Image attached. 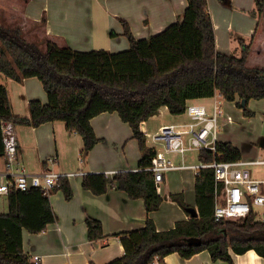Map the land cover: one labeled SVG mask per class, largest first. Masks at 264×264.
<instances>
[{
    "label": "trees",
    "instance_id": "1",
    "mask_svg": "<svg viewBox=\"0 0 264 264\" xmlns=\"http://www.w3.org/2000/svg\"><path fill=\"white\" fill-rule=\"evenodd\" d=\"M188 1L178 21L149 38L135 37L127 21L122 20L130 47L118 52L81 51L52 41H47L44 48L27 40L20 26L0 22V72L17 81L38 77L48 95L46 104L37 99L29 102L30 116H19L13 111L6 85L0 83V153L5 151L2 123L38 127L61 120L68 130L82 136L85 155L99 141L91 119L102 112L116 111L130 124L139 142V168L119 171L111 182L105 173H88L81 184L94 194L115 186L131 198H143L148 212L158 210L166 195L158 192L153 172L146 169L156 152L147 143L149 118L162 106L172 114H182L189 99L211 97L216 92L235 101L245 115L253 113L248 109L250 99H264V59L251 56L254 40H241L240 55L220 52L208 0ZM255 4L253 13L264 17V0H255ZM242 99H246L245 104ZM216 150V156L211 149L200 150L199 159L241 158L239 148L229 141H218ZM58 190L66 199L73 196L67 177L60 178L53 192ZM195 194L198 215L190 213L188 219L177 221L167 230H158L148 217L144 227L119 234L124 255L108 264H153L156 256L164 260L178 252L190 258L203 250H208L213 260L230 264H235L231 250L243 254L253 249L264 257V222L256 220L253 213L245 218L215 220L213 168H201L196 174ZM7 196L9 211L0 213V264H40L24 253L23 230L39 233L58 220L49 196L36 187L12 189ZM170 197L188 209L181 195ZM86 224L90 240L104 237L100 220L88 217ZM191 238L202 241L191 242Z\"/></svg>",
    "mask_w": 264,
    "mask_h": 264
},
{
    "label": "crops",
    "instance_id": "2",
    "mask_svg": "<svg viewBox=\"0 0 264 264\" xmlns=\"http://www.w3.org/2000/svg\"><path fill=\"white\" fill-rule=\"evenodd\" d=\"M188 4V0H0V22L6 26H20L27 40L44 48L47 41H52L61 47L81 51L107 49L118 52L130 47L129 39L123 34L122 20L127 21L135 37L149 38L178 21ZM208 6L220 52L240 55L241 40L249 42L253 39L251 56L264 59V17L253 13L255 0H208ZM111 32L115 34L111 35ZM0 83L6 85L16 115L30 116L29 102L33 99L44 104L48 102L47 92L38 77L17 81L0 72ZM221 98L223 95L216 92L211 97L189 99L188 104H204L212 110L217 100L223 108ZM225 102L239 108L235 101L225 99ZM257 102H261L260 105ZM248 109L253 113L245 115L243 111L242 119L263 127L264 99H250ZM163 114L168 119L155 124L154 120ZM185 114H172L167 106H162L160 112L147 121L148 145L154 147L150 137L162 125L188 122L190 119L185 118ZM227 116L232 115L227 113ZM231 124H234V118ZM91 125L99 141L85 155L82 153V136L68 130L64 121H49L38 127L13 125L18 141V161L29 171L50 169L63 174L78 173L68 177L73 191L71 199H66L62 190L49 196L58 220L39 233L23 230L24 253L33 261L39 256L40 264H108L124 255L120 233L144 227L148 217L154 220L158 230L171 229L177 221L189 218L190 208L197 210L196 173L191 167L174 169L166 174L159 192L166 197L160 208L152 212L147 211L143 198H131L115 186L103 194L83 188L81 182L85 174L136 170L141 158L139 142L134 138L130 124L123 121L118 112H102L91 119ZM217 140L234 144L241 152V159L264 157L263 150L244 140L237 142L232 136L219 132ZM54 156L55 161L51 160ZM169 156L177 164L193 165L200 161L197 150ZM5 160L4 154L0 153V170L4 169ZM107 177L111 182L114 175ZM172 194L181 195L188 209L174 201L170 197ZM0 200L3 206L0 213H7L8 196L0 195ZM88 217L102 222L103 238L89 239ZM230 252L235 264H264V257L253 249L243 254ZM164 263L230 264L221 259L213 260L208 250L190 258L173 252L164 257Z\"/></svg>",
    "mask_w": 264,
    "mask_h": 264
},
{
    "label": "built area",
    "instance_id": "3",
    "mask_svg": "<svg viewBox=\"0 0 264 264\" xmlns=\"http://www.w3.org/2000/svg\"><path fill=\"white\" fill-rule=\"evenodd\" d=\"M189 121L183 124H165L151 135L156 149L151 165L146 169L152 171L158 192L166 174L174 169L191 167L197 174L201 168H213L215 175V210L216 221L245 218L253 213L255 219L264 222V157L245 160H223L215 157L210 162L199 161L193 165L177 164L169 155L202 149H211L216 156L218 128L220 118L224 115L221 103L214 101L212 110L206 105L189 103L184 112ZM229 123L232 116H227ZM13 123H2L5 142V167L0 170V195H8L12 189L28 190L40 188L43 195L50 196L59 186L61 177H71L77 172L60 173L50 169L29 171L18 161L17 137L13 132ZM51 160H57L56 156ZM137 170V169H136ZM116 171L105 174L115 175ZM39 262V256H35ZM153 264H165L156 256Z\"/></svg>",
    "mask_w": 264,
    "mask_h": 264
},
{
    "label": "rangeland",
    "instance_id": "4",
    "mask_svg": "<svg viewBox=\"0 0 264 264\" xmlns=\"http://www.w3.org/2000/svg\"><path fill=\"white\" fill-rule=\"evenodd\" d=\"M78 14V13H77ZM73 16V15H71ZM223 102V108H224V115L220 118V125H219V133L223 135H229L234 138L235 141H245L249 145L255 146L257 148H260L264 151V126L261 127L260 124H257L255 126V122H247L246 120L242 119L243 111H240L239 108H235L233 104L226 103L225 98H221ZM261 102H257L258 105H260ZM263 103V102H262ZM255 110H259L258 107H255ZM231 114L234 118V124L230 125V123L227 121L226 114ZM259 114V113H258ZM185 118L189 119V116L185 114ZM166 118L168 119V116L163 114L157 117L154 122L155 124L159 122L166 121ZM259 122V118L257 119ZM230 126H228V125ZM228 127H227V126ZM196 153V152H195ZM194 153V154H195ZM28 169V168H27ZM4 199V197H3ZM2 201L0 200V208H2Z\"/></svg>",
    "mask_w": 264,
    "mask_h": 264
},
{
    "label": "water",
    "instance_id": "5",
    "mask_svg": "<svg viewBox=\"0 0 264 264\" xmlns=\"http://www.w3.org/2000/svg\"><path fill=\"white\" fill-rule=\"evenodd\" d=\"M246 103V99H242V104ZM190 213L192 216H196L198 215V211L195 208H190L189 209ZM191 242H196V243H201V238H191L190 239Z\"/></svg>",
    "mask_w": 264,
    "mask_h": 264
}]
</instances>
